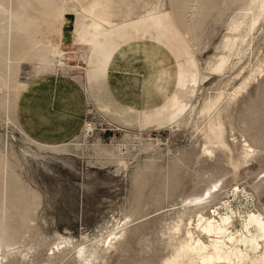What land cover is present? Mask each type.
Masks as SVG:
<instances>
[{
	"label": "rangeland",
	"instance_id": "obj_1",
	"mask_svg": "<svg viewBox=\"0 0 264 264\" xmlns=\"http://www.w3.org/2000/svg\"><path fill=\"white\" fill-rule=\"evenodd\" d=\"M256 6L0 0L3 264H82L88 247L91 264H165L190 221L207 241L184 205L215 181L236 229L264 215V12L229 30Z\"/></svg>",
	"mask_w": 264,
	"mask_h": 264
},
{
	"label": "bare ground",
	"instance_id": "obj_2",
	"mask_svg": "<svg viewBox=\"0 0 264 264\" xmlns=\"http://www.w3.org/2000/svg\"><path fill=\"white\" fill-rule=\"evenodd\" d=\"M255 1H257L256 7L260 10L251 14L250 22L245 20L250 14H244V16L240 18L241 20H239L238 16L229 25L230 32L239 34V31L242 30V26H248L249 30H252L256 26L260 16L264 12V0ZM241 40L243 42L244 39L242 38ZM227 44L233 48L239 44V38L234 36L230 37L227 40ZM13 58L14 59L9 58V60H7V68L9 71L12 69L15 75L19 67L18 62L21 61V59L16 60V56H13ZM223 64L224 63L219 66L220 69ZM13 105L15 106V102ZM217 137L220 140V145L226 146L220 133H217ZM252 152L251 150L245 151L246 155L250 158L251 156L249 153ZM207 153L212 154L209 150H207ZM224 189L225 187L218 181L210 182L209 186L202 194L187 199V203L184 207L198 209V226L196 227L200 228V234L207 241H203L199 235L195 236V229L192 221H190L188 223L189 228L185 233L186 238L180 242L173 256L167 260L165 264H264V260L260 258L262 255L264 258V254L258 257V254L264 248V215L259 212H250L242 218L239 229H236L233 222V215L236 213L229 205L226 206V208L230 209V213L224 215L219 212L220 208L214 209L215 204L213 205V202L221 196ZM210 206H212L210 209L213 211H210L209 214L211 215L212 213V215L206 217L203 212ZM122 232L123 229L117 232V234L109 235L107 248H110L113 242L123 235ZM87 250L82 248L76 253L82 264H91L90 258L92 254L90 250ZM3 260L4 256L0 254V264H3ZM6 261L10 260L7 259ZM14 261L15 260H13V264Z\"/></svg>",
	"mask_w": 264,
	"mask_h": 264
}]
</instances>
